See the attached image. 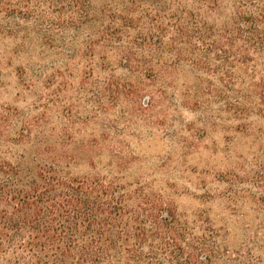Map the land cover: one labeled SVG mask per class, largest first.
I'll return each instance as SVG.
<instances>
[{"label": "rangeland", "instance_id": "obj_1", "mask_svg": "<svg viewBox=\"0 0 264 264\" xmlns=\"http://www.w3.org/2000/svg\"><path fill=\"white\" fill-rule=\"evenodd\" d=\"M21 2L0 0V159L150 203L120 264H264V43L236 27L264 0Z\"/></svg>", "mask_w": 264, "mask_h": 264}, {"label": "trees", "instance_id": "obj_2", "mask_svg": "<svg viewBox=\"0 0 264 264\" xmlns=\"http://www.w3.org/2000/svg\"><path fill=\"white\" fill-rule=\"evenodd\" d=\"M236 27L247 43L263 44L264 4ZM39 153L0 159V264H120L125 255L137 261L145 227L161 219L150 203L129 209L124 187L43 164Z\"/></svg>", "mask_w": 264, "mask_h": 264}]
</instances>
